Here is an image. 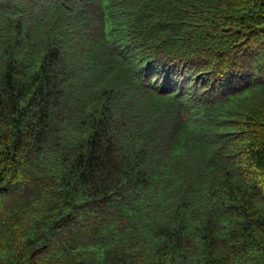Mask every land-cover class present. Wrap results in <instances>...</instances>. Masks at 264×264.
I'll use <instances>...</instances> for the list:
<instances>
[{
    "label": "trees",
    "instance_id": "16d2710c",
    "mask_svg": "<svg viewBox=\"0 0 264 264\" xmlns=\"http://www.w3.org/2000/svg\"><path fill=\"white\" fill-rule=\"evenodd\" d=\"M0 264H264V0H0Z\"/></svg>",
    "mask_w": 264,
    "mask_h": 264
}]
</instances>
